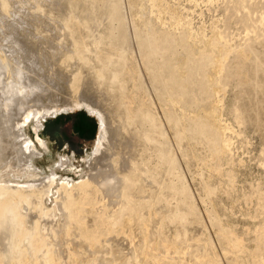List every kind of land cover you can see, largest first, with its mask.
Instances as JSON below:
<instances>
[{"label": "bare ground", "instance_id": "1", "mask_svg": "<svg viewBox=\"0 0 264 264\" xmlns=\"http://www.w3.org/2000/svg\"><path fill=\"white\" fill-rule=\"evenodd\" d=\"M156 1L150 0L151 6H156L161 12L164 9L162 3ZM243 1L240 0L236 5V10H239L237 6ZM115 2V7L107 5L95 14H88L84 10L85 14L55 16L58 13H54L46 16L48 21L59 24L58 27L66 32L65 36L58 38L59 52L53 51L51 54L64 55L67 69H73L66 83L68 88L76 94L82 89L81 82L89 79L92 84L89 86L106 97L108 111L100 110L96 103L76 99V96L61 108L54 106L56 104L40 108L31 103L23 109L17 107L20 110L16 111H13L16 106H12L16 101L11 104L9 97H6L9 102L0 101V264H169L160 252L162 241L159 230L165 210L162 187L167 184L173 189L174 183L181 180V174L170 142L165 137L164 128L157 112H153L151 103L141 99L135 109L130 108L137 100L138 92H146L147 86L141 72L128 66L126 56L132 51L131 38L125 25L121 1ZM10 7V0H0V9L9 13ZM105 10V20L112 26L102 30L92 29V24L101 23ZM173 16L177 22L180 14L173 10ZM71 19L90 30L86 51L80 52L75 47L76 43L67 42L68 38L69 41L73 39L69 26ZM34 24L37 32H40V26ZM145 27L146 30L137 35V46L155 96L168 106L167 111L172 112L176 105L183 103L181 98H176V93L182 92L188 100L187 106L198 110L194 117L198 130L193 133V139L205 143L213 151H225L229 143L224 138L223 125L220 126L221 123L216 119L221 99L217 104L213 102V98H217L223 89L216 75L223 68L228 50L220 28L214 26L211 37L202 32L200 37L191 38L190 30L176 35L170 30L152 29L148 25ZM102 39L118 43L114 59L109 56L103 59L95 51L93 44ZM1 45L0 72L2 68L4 73L11 75L16 67L10 65L11 55L8 58ZM12 60L13 63L17 62L15 57ZM15 73L18 74L17 71ZM13 74L15 77L16 74ZM23 74L19 75L20 82ZM79 76L83 79L79 80ZM127 77L134 84L129 96ZM4 78L7 80L8 77ZM9 81V88L19 83V80L17 84ZM26 81L23 80L22 84H27ZM29 82L34 83V80ZM43 84H39L40 87ZM26 87H23L25 92L28 90ZM17 89L18 92H15L18 94L22 87L18 85ZM32 89L40 90H35L34 84L29 91ZM48 90L47 85L43 93ZM35 97L36 100L31 97L34 103L40 100L38 96ZM24 100L16 104L23 105L26 102ZM80 109L95 113L100 121V135L93 155L86 163L85 176L78 182L56 178L54 171L43 178L31 177L36 169L33 162L39 157V152L36 144L26 135L25 125L33 121L36 124L34 130L38 133L42 118L47 115ZM171 122L175 120L172 118ZM111 125L116 126L118 137H112V130L107 129ZM36 136L40 145H43L39 135ZM69 162L68 158L60 159L57 168L62 169ZM11 173L14 176L11 177ZM87 206L93 212L89 214L97 215L98 224L95 229L90 228L85 221L83 214L87 212ZM194 246L202 250V253L192 255L191 248ZM230 247L233 248L231 244ZM262 250L264 253V243ZM174 252V260L178 263L218 264V259L207 244H187L183 253L185 256L179 260L177 251ZM261 260L264 262V255Z\"/></svg>", "mask_w": 264, "mask_h": 264}, {"label": "rangeland", "instance_id": "2", "mask_svg": "<svg viewBox=\"0 0 264 264\" xmlns=\"http://www.w3.org/2000/svg\"><path fill=\"white\" fill-rule=\"evenodd\" d=\"M120 1L132 44V51L126 56V60L130 69L141 72L147 86L146 92H138L137 100L130 108L135 109L141 99L151 103L153 112H157L164 128L165 137L170 142L181 174V180L174 183L173 189L167 184L162 187L165 210L159 230L162 241L161 256L169 264H183L187 261L178 263L174 260V250L177 251L179 260L185 256L183 253L187 244H207L218 259V264H264L261 260L264 255V0H245L241 2V7L237 6L239 10L235 7L240 0H157L164 8L161 12L156 6H151L150 0ZM10 3L9 13L0 9V43L8 58L9 55L12 57L11 51L15 49L13 57L18 63H13V57H10L9 62L11 66L20 69H12L16 76L13 72L11 75L4 73L5 70L2 71L1 68L0 78L8 77L7 80L15 82L14 84L19 80L21 84L16 86L11 83L14 86L9 88L10 81L6 78L0 79V83L8 84V87L5 83L0 84L3 86L0 88L3 91L0 92V101H8L6 97H9L11 104L23 98L25 104L30 103L18 105L15 102V105L12 104L13 107L16 106L15 110L12 106L11 109L16 111L32 105L31 103L40 108L54 104L61 108L76 96V99L96 103L100 110L108 111L106 97H102L93 86H89L92 85L89 79L81 82L82 89L76 94L68 88L66 83L73 69H67L64 55L51 54L53 51L59 52L58 38L65 36L66 32L58 27L59 24L48 21L46 16L56 13L58 14L55 16L85 14L84 10L88 14H95L98 9L107 5L115 7V0H10ZM106 10L101 16V23L92 24V29L102 30L112 26L105 20ZM173 10L180 14L177 22ZM34 23L40 26V32H37ZM175 23L177 25L173 26ZM145 25L152 29L170 30L176 35L190 30L191 38L200 37L202 32L211 37L214 26L220 28L228 50L223 60V68L216 75L222 82L223 89L217 98H213V102L217 104L221 99L216 119L225 128L222 131L229 143L225 151H213L205 143L193 139V133L198 130L194 123L198 110L187 106L188 100L183 97L182 92H177L176 98H181L183 103L176 105L172 112L167 111L168 106L155 96L137 46V35L146 30ZM69 26L73 39L69 41L68 38L67 42L76 43L75 47L80 52L86 51L90 30L75 19L69 21ZM93 46L103 59L107 56L114 59L117 55L118 43L115 41L102 39ZM15 52L18 53L15 55ZM21 74L23 79L20 82ZM78 79L83 78L79 76ZM23 80H27L25 86L22 84ZM32 80L34 83L29 82ZM42 82L43 88L39 85ZM32 83L35 90H40L29 91L33 88ZM18 85L22 87V93L24 90L23 94L19 91L21 96L15 92L19 90ZM47 85L49 90L44 94ZM23 87H26L27 92ZM127 88L129 96L134 84L128 77ZM32 92L34 93L31 95ZM11 95L15 97L10 98ZM34 96H38L42 102L35 101V104L34 100L37 98L34 99ZM172 118L175 122H171ZM42 119L38 133L34 130L36 124L33 121L25 125L26 135L36 144L39 152V157L33 162L36 169L31 177L43 178L54 171L56 178L78 182L86 174V163L92 157L100 135L98 116L86 109H80L47 115ZM107 129L112 130V137H118L115 125ZM36 134L43 145L38 142ZM63 158H68L70 162L65 166L67 168L59 169L57 163ZM10 176H14L13 173ZM86 211L83 214L85 221L90 228L95 229L98 224L97 215L92 214L88 206ZM90 212L92 213L89 214ZM171 214L174 216H170ZM149 238L152 239L151 236ZM201 253L202 250L196 246L191 248L192 255Z\"/></svg>", "mask_w": 264, "mask_h": 264}]
</instances>
